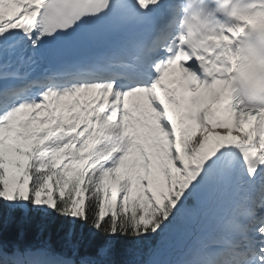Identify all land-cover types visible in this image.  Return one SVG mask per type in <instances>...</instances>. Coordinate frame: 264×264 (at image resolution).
<instances>
[{"label":"snow or ice","instance_id":"obj_1","mask_svg":"<svg viewBox=\"0 0 264 264\" xmlns=\"http://www.w3.org/2000/svg\"><path fill=\"white\" fill-rule=\"evenodd\" d=\"M180 10L0 0V264H264V105L235 95L255 74L194 55ZM31 212L68 222L60 245L24 242Z\"/></svg>","mask_w":264,"mask_h":264},{"label":"trees","instance_id":"obj_2","mask_svg":"<svg viewBox=\"0 0 264 264\" xmlns=\"http://www.w3.org/2000/svg\"><path fill=\"white\" fill-rule=\"evenodd\" d=\"M22 216V213H14L13 219L5 226L3 239L6 242H15L19 239L18 223ZM31 219V224L26 227L25 236L23 238L24 242L32 243L47 240L50 238L51 242L56 245L62 243V237L64 232L67 230L68 222L64 221L62 218L56 217L54 222L48 221L49 228L42 235L38 233L36 225L41 222V214L36 212L29 213ZM81 228H83V237L85 241L89 239V235L92 229L87 226L76 225L77 236L81 234ZM150 245V242H142L138 247L140 249H146ZM83 251V250H82Z\"/></svg>","mask_w":264,"mask_h":264},{"label":"clouds","instance_id":"obj_3","mask_svg":"<svg viewBox=\"0 0 264 264\" xmlns=\"http://www.w3.org/2000/svg\"><path fill=\"white\" fill-rule=\"evenodd\" d=\"M212 25H213V19L206 18L205 26L211 28ZM192 39L194 40L195 37H193ZM249 47L252 50L253 56L264 60V43H257L253 41L250 43ZM260 79L264 81V77H260ZM245 87H247L249 91L251 92V95L249 96L248 99L250 100L252 104L264 105V96L257 94V92L253 90V86L248 83L245 84Z\"/></svg>","mask_w":264,"mask_h":264},{"label":"rangeland","instance_id":"obj_4","mask_svg":"<svg viewBox=\"0 0 264 264\" xmlns=\"http://www.w3.org/2000/svg\"><path fill=\"white\" fill-rule=\"evenodd\" d=\"M184 241L177 239L173 241V246H174V251L177 253V251L179 252L182 245H183Z\"/></svg>","mask_w":264,"mask_h":264}]
</instances>
